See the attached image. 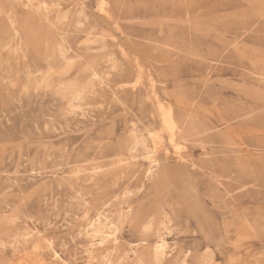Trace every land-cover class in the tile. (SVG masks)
<instances>
[{
  "label": "rangeland",
  "instance_id": "1",
  "mask_svg": "<svg viewBox=\"0 0 264 264\" xmlns=\"http://www.w3.org/2000/svg\"><path fill=\"white\" fill-rule=\"evenodd\" d=\"M0 264H264V0H0Z\"/></svg>",
  "mask_w": 264,
  "mask_h": 264
},
{
  "label": "bare ground",
  "instance_id": "2",
  "mask_svg": "<svg viewBox=\"0 0 264 264\" xmlns=\"http://www.w3.org/2000/svg\"><path fill=\"white\" fill-rule=\"evenodd\" d=\"M17 26H18V24H17ZM240 119V118H239ZM160 120H161V122H162V126H163V128L165 129V130H167V131H169V132H171V131H173V129L175 130V128L176 129H183L182 128V126L181 125H179V124H177L176 123V118L174 117V112H173V110L170 108V107H164V106H160ZM208 128H206V130H207ZM228 129H229V126H228ZM203 131H205V129H203ZM240 137V136H239ZM152 138H153V143H154V146L156 147V148H159V147H161L162 146V141H161V138L159 137V135L158 134H153L152 135ZM236 139H237V137H235ZM234 140V139H233ZM232 140V141H233ZM242 140V139H241ZM232 141L231 142H229L231 145H229V148H230V146H232V145H234V144H232ZM237 140H235V142H236ZM234 142V143H235ZM237 142H241V141H237ZM228 143V142H227ZM228 143V144H229ZM243 143V142H242ZM174 144V143H173ZM236 145H238V144H236ZM239 145H241V144H239ZM238 145V146H239ZM237 146V147H238ZM240 148V147H239ZM155 150V149H154ZM239 150V149H238ZM240 153H242V152H240ZM150 158V157H149ZM239 160V159H238ZM242 166H245V164H241ZM159 244H157V246L155 247V260H157L158 259V254H159V248L160 247H162L163 245H164V239L161 237L160 238V240H159Z\"/></svg>",
  "mask_w": 264,
  "mask_h": 264
}]
</instances>
